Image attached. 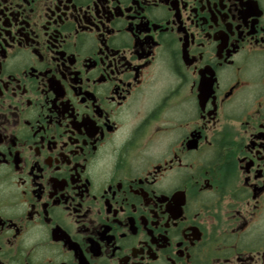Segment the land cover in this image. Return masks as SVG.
<instances>
[{"label": "flooded vegetation", "instance_id": "obj_1", "mask_svg": "<svg viewBox=\"0 0 264 264\" xmlns=\"http://www.w3.org/2000/svg\"><path fill=\"white\" fill-rule=\"evenodd\" d=\"M0 264H264V0H0Z\"/></svg>", "mask_w": 264, "mask_h": 264}]
</instances>
